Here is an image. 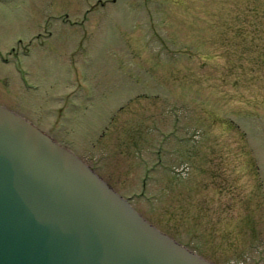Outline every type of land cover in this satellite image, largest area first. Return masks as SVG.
<instances>
[{"label": "rangeland", "instance_id": "1", "mask_svg": "<svg viewBox=\"0 0 264 264\" xmlns=\"http://www.w3.org/2000/svg\"><path fill=\"white\" fill-rule=\"evenodd\" d=\"M0 107L205 261L264 264V0H0Z\"/></svg>", "mask_w": 264, "mask_h": 264}, {"label": "water", "instance_id": "2", "mask_svg": "<svg viewBox=\"0 0 264 264\" xmlns=\"http://www.w3.org/2000/svg\"><path fill=\"white\" fill-rule=\"evenodd\" d=\"M0 264H212L85 163L0 107Z\"/></svg>", "mask_w": 264, "mask_h": 264}, {"label": "flooded vegetation", "instance_id": "3", "mask_svg": "<svg viewBox=\"0 0 264 264\" xmlns=\"http://www.w3.org/2000/svg\"><path fill=\"white\" fill-rule=\"evenodd\" d=\"M20 41V40H19ZM30 50L31 49H28L27 51H26V56L29 54V52H30ZM1 60L3 61V62H7V60L6 59H3V58H1ZM2 62V63H3ZM22 64H23V66H25L24 65V63H23V58H22V56H17V59H16V62H15V64H14V68H15V70L17 71V73H18V76H19V79H20V81H21V83H22V85H23V87L24 88H26V89H38L39 88V86H37L38 85V83H37V85L36 84H33V81L30 79V76L31 75H27L28 74V72H29V70H25V69H21V66H22ZM81 69H79V71H78V73H79V80H80V82L81 81H86V79H87V75L85 74V72L82 70V71H80ZM30 73V72H29ZM31 78H32V76H31ZM83 88H84V90H85V92H87V94H88V97L89 98H91V96H92V94H93V86L92 85H90V83H86L85 82V85L83 86ZM62 115H63V113H62ZM64 116V115H63ZM64 118H65V116H64Z\"/></svg>", "mask_w": 264, "mask_h": 264}]
</instances>
